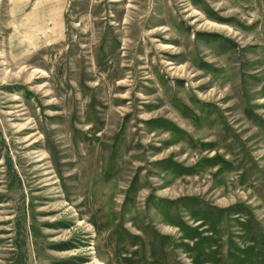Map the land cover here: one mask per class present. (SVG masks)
<instances>
[{
    "label": "rangeland",
    "instance_id": "rangeland-1",
    "mask_svg": "<svg viewBox=\"0 0 264 264\" xmlns=\"http://www.w3.org/2000/svg\"><path fill=\"white\" fill-rule=\"evenodd\" d=\"M0 264H264V0H0Z\"/></svg>",
    "mask_w": 264,
    "mask_h": 264
},
{
    "label": "trees",
    "instance_id": "trees-1",
    "mask_svg": "<svg viewBox=\"0 0 264 264\" xmlns=\"http://www.w3.org/2000/svg\"><path fill=\"white\" fill-rule=\"evenodd\" d=\"M161 200V199H160ZM189 206L192 205V206H198L199 204H201L199 198H190L189 202H188ZM210 205V204H209ZM211 208V207H210ZM214 210V209H213ZM221 211L220 209H216V211Z\"/></svg>",
    "mask_w": 264,
    "mask_h": 264
},
{
    "label": "crops",
    "instance_id": "crops-1",
    "mask_svg": "<svg viewBox=\"0 0 264 264\" xmlns=\"http://www.w3.org/2000/svg\"><path fill=\"white\" fill-rule=\"evenodd\" d=\"M53 27H58L59 28V25L58 24H55V26H53Z\"/></svg>",
    "mask_w": 264,
    "mask_h": 264
}]
</instances>
